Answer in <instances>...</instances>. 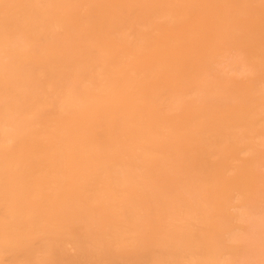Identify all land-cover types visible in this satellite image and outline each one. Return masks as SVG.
I'll use <instances>...</instances> for the list:
<instances>
[{"label":"bare ground","instance_id":"bare-ground-1","mask_svg":"<svg viewBox=\"0 0 264 264\" xmlns=\"http://www.w3.org/2000/svg\"><path fill=\"white\" fill-rule=\"evenodd\" d=\"M0 264H264V0H0Z\"/></svg>","mask_w":264,"mask_h":264}]
</instances>
